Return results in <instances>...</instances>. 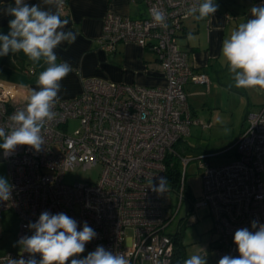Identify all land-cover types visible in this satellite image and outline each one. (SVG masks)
I'll return each instance as SVG.
<instances>
[{
	"label": "built area",
	"instance_id": "1",
	"mask_svg": "<svg viewBox=\"0 0 264 264\" xmlns=\"http://www.w3.org/2000/svg\"><path fill=\"white\" fill-rule=\"evenodd\" d=\"M139 1L145 5L146 16L131 19L107 12L97 42L109 53L122 42L150 49L165 84L146 87L86 78L79 95L55 105V119L42 130L46 143L40 152L17 146L5 157L0 149V160L6 163L9 182L14 185L11 198L0 200V215L8 209L17 213L18 239L32 234L27 226L42 212H64L78 222V230L87 222L97 233L79 258L102 245L124 253L130 264H173L174 244L168 228L185 200L186 167L192 159L180 155L175 145L189 135L191 125H210L193 116L184 84L208 87L209 79L194 69L178 42L183 21L190 16L187 9L197 0ZM66 8L64 0L59 11ZM154 8L165 13L163 24L153 21ZM27 72L32 74L34 69L29 67ZM25 104L13 102L8 88L0 83V126L8 130L13 123L10 117ZM71 120L79 125L68 132ZM233 147L235 157L228 163L210 165L198 156L201 195L189 203L187 216L190 208H206L212 217L214 259L208 264H218L226 254L239 255L233 242L237 229L252 230L253 220L264 224V107L249 113L247 126ZM174 159L184 168L178 187L169 184L158 195L148 188V182L156 184L161 176L168 179ZM94 165H100L96 181L64 182L69 169ZM171 192L178 200L174 212ZM129 229L131 236L126 235ZM21 255L27 259L29 254L8 251L0 255V264Z\"/></svg>",
	"mask_w": 264,
	"mask_h": 264
},
{
	"label": "clouds",
	"instance_id": "2",
	"mask_svg": "<svg viewBox=\"0 0 264 264\" xmlns=\"http://www.w3.org/2000/svg\"><path fill=\"white\" fill-rule=\"evenodd\" d=\"M63 6L64 0H42L31 5L26 0H15L14 5L9 4L3 10L5 16L13 19L8 21L7 34L0 33V57L23 52L33 63L46 65L36 80L38 90L30 89L25 106L10 117L13 122L10 128L0 126V149L5 157L14 153L17 146L42 150L46 143L42 130L56 117L53 109L60 100L61 81L74 71L68 61L58 59L55 51L63 42L73 44L78 35L65 30L69 20L59 14ZM218 8L215 0H197L186 14L198 21L205 20L213 17ZM151 15L156 23L163 24L166 20L162 10L154 8ZM250 16L223 40L221 56L232 75L229 88L264 91V4L253 5ZM168 183L167 177L161 176L156 184L150 180L148 188L160 195L165 193ZM13 189L14 185L0 176V200H9ZM27 227L32 234L22 236L16 245L21 253L29 254L28 258L21 255L19 259H10L8 264H130L124 253H114L102 245L79 258L97 233L87 222L78 230V222L64 212L44 211ZM251 229L235 231L233 242L239 255L226 254L218 264H264V224L253 220ZM183 264H208V260L207 256L193 254Z\"/></svg>",
	"mask_w": 264,
	"mask_h": 264
},
{
	"label": "crops",
	"instance_id": "3",
	"mask_svg": "<svg viewBox=\"0 0 264 264\" xmlns=\"http://www.w3.org/2000/svg\"><path fill=\"white\" fill-rule=\"evenodd\" d=\"M26 2L31 5L42 3V0ZM66 2V10L59 11V14L61 18L69 20L65 30H71L78 35L73 44L63 42L55 50L58 59L68 61L74 69L61 81L60 100L79 95L83 81L92 77L146 87L165 84V76L158 69L156 55L150 49L131 42H122L117 45L116 51L109 53L100 49L97 42L107 12L139 19L146 16L144 3L139 0H66ZM215 2L219 8L213 17L199 21L194 16L187 17L178 36V42L181 48L188 52L189 62L194 69L205 73L209 79V86L207 88L205 85V90L202 88L204 84L194 82L184 84L195 118H199L195 106L203 109L210 105L209 100L202 101L200 98L210 91V82L219 81V75L228 71L227 64L221 56L223 40L240 23L251 18L250 8L253 5L264 4L259 0ZM14 3L15 0H0V33L7 34L9 31L8 21L13 17L5 16L3 10L7 5ZM29 67L34 69L32 74L27 72ZM45 67L42 62L30 61L23 52L0 57V83L8 88L13 102H27L30 89L37 88L36 80Z\"/></svg>",
	"mask_w": 264,
	"mask_h": 264
},
{
	"label": "rangeland",
	"instance_id": "4",
	"mask_svg": "<svg viewBox=\"0 0 264 264\" xmlns=\"http://www.w3.org/2000/svg\"><path fill=\"white\" fill-rule=\"evenodd\" d=\"M219 76L220 80L210 82V91L200 97L202 101L209 100L210 105L205 106L203 109L198 105L195 106L199 116L197 118L209 122V127L203 128L202 126L191 125L189 135L175 145V149L180 155L192 157L186 167V184L191 201L199 199L202 189V169L199 168L198 156H204L205 158L202 160L210 165H220L233 160L235 157L234 142L246 128L249 113L259 111L264 107V91L238 89L234 86L229 88L228 85L233 83L229 70ZM202 88L205 90V85ZM78 125L77 120L69 121L68 132L74 131ZM213 153H218V155L212 156ZM180 168L181 171L184 169L181 165ZM99 172L100 165H94L88 169L76 166L65 172L63 180L68 184L85 181L94 182L97 180ZM0 176H4L9 180L6 163L1 160ZM261 179L264 181V171L261 173ZM170 198L174 212L178 200L172 192ZM188 207L189 202L185 197L168 230L171 233L177 230L182 232L185 259L193 254H200L207 256L209 262L214 259L212 245L210 244L212 217L206 208L192 209L187 216ZM18 231L19 217L17 213L12 209L4 210L0 215V232L2 233L0 237V255L8 251L17 252L21 250L16 245L19 240ZM126 235L131 236L132 231L127 230Z\"/></svg>",
	"mask_w": 264,
	"mask_h": 264
},
{
	"label": "trees",
	"instance_id": "5",
	"mask_svg": "<svg viewBox=\"0 0 264 264\" xmlns=\"http://www.w3.org/2000/svg\"><path fill=\"white\" fill-rule=\"evenodd\" d=\"M180 175H181V168L179 161H177V159L176 160L174 159L173 164L168 168V181L171 187L173 188L178 187ZM184 192L188 202L192 204L187 184ZM191 210L192 208H190V211ZM172 238L174 244V253H173L172 262L173 264H183V261L185 260V256L182 245V232L180 230L175 231L174 233H172Z\"/></svg>",
	"mask_w": 264,
	"mask_h": 264
}]
</instances>
